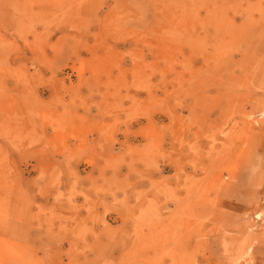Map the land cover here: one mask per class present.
<instances>
[{
	"label": "rangeland",
	"instance_id": "374dc122",
	"mask_svg": "<svg viewBox=\"0 0 264 264\" xmlns=\"http://www.w3.org/2000/svg\"><path fill=\"white\" fill-rule=\"evenodd\" d=\"M0 264H264V0H0Z\"/></svg>",
	"mask_w": 264,
	"mask_h": 264
},
{
	"label": "bare ground",
	"instance_id": "6f19581e",
	"mask_svg": "<svg viewBox=\"0 0 264 264\" xmlns=\"http://www.w3.org/2000/svg\"><path fill=\"white\" fill-rule=\"evenodd\" d=\"M172 238V237H171Z\"/></svg>",
	"mask_w": 264,
	"mask_h": 264
}]
</instances>
